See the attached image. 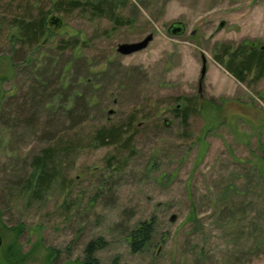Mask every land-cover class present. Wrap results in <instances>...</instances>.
I'll return each instance as SVG.
<instances>
[{
  "label": "rangeland",
  "instance_id": "1",
  "mask_svg": "<svg viewBox=\"0 0 264 264\" xmlns=\"http://www.w3.org/2000/svg\"><path fill=\"white\" fill-rule=\"evenodd\" d=\"M56 1L0 0V264H83L98 239L100 264H264V74L241 83L216 59L264 47V0H129L131 25L55 13L44 45L14 41L19 10ZM191 102L183 125L174 108ZM132 114L127 149L89 146ZM58 140L76 143L71 187L31 199L33 159ZM144 222L152 238L134 252Z\"/></svg>",
  "mask_w": 264,
  "mask_h": 264
},
{
  "label": "trees",
  "instance_id": "2",
  "mask_svg": "<svg viewBox=\"0 0 264 264\" xmlns=\"http://www.w3.org/2000/svg\"><path fill=\"white\" fill-rule=\"evenodd\" d=\"M128 1L57 0L50 5L48 10L45 9V4L39 8H34L29 4L23 12L19 10L13 21V24L18 29V35L14 37V41L27 48L44 45L48 40L46 34L51 32V29L48 27V18L55 13L80 11L83 15H89L91 19L109 20L114 24L115 29L131 25L129 20L122 18L118 13ZM79 44L83 43L76 39L73 41L62 40L59 42L58 48L60 50L66 48L75 49ZM228 50L229 48L224 49L222 54L216 56V59L239 82L244 83L247 74L252 71H256V78L264 74V50L256 47L247 48L245 46L239 47L233 52H229ZM223 57H228V60L225 61ZM55 96H53L54 100L49 103L50 105L56 103ZM50 98L48 95L47 100ZM179 106L174 108V112L181 118L182 124L187 125L190 114L197 112V105L191 102L186 106L182 104ZM137 119L138 117L132 114L120 125L101 127L93 135L89 146L91 148L116 146L117 150L127 149L128 146H131L135 131L134 124ZM75 150L76 143L74 140L67 142L58 140L53 145L45 148L41 156L33 159L30 178L27 180L26 187L22 190L24 195L28 193V197L31 199L42 200L54 189L61 191L69 189L73 181L66 177L63 157ZM152 233L153 225L151 222L141 223L140 226L131 231L129 236L132 250L139 252L147 247L152 238ZM104 246L105 242L102 239L90 242L85 249L83 264H100L96 258V253L102 250Z\"/></svg>",
  "mask_w": 264,
  "mask_h": 264
},
{
  "label": "water",
  "instance_id": "3",
  "mask_svg": "<svg viewBox=\"0 0 264 264\" xmlns=\"http://www.w3.org/2000/svg\"><path fill=\"white\" fill-rule=\"evenodd\" d=\"M57 19H54V21L56 22ZM178 25V28L174 29V31H172L174 34H178L181 33L183 31V27L181 26V24H176V26ZM154 36L153 34L148 35L147 37H145L143 39V41L138 42V43H127V44H122L118 47L117 52L120 53L121 55H131L140 51H143L144 49H146L149 44L152 42ZM262 50H264V47H261ZM204 61V65H203V69H202V75L205 74L206 72V60ZM179 107V106H178ZM112 112H110L111 114ZM175 220V217H172V221Z\"/></svg>",
  "mask_w": 264,
  "mask_h": 264
},
{
  "label": "flooded vegetation",
  "instance_id": "4",
  "mask_svg": "<svg viewBox=\"0 0 264 264\" xmlns=\"http://www.w3.org/2000/svg\"><path fill=\"white\" fill-rule=\"evenodd\" d=\"M182 32H184V28H183V31ZM253 46H250V48H252Z\"/></svg>",
  "mask_w": 264,
  "mask_h": 264
}]
</instances>
